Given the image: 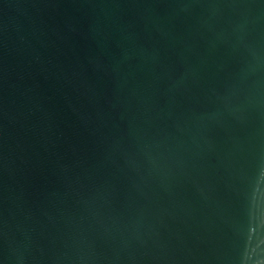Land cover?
Wrapping results in <instances>:
<instances>
[{"label": "water", "instance_id": "water-1", "mask_svg": "<svg viewBox=\"0 0 264 264\" xmlns=\"http://www.w3.org/2000/svg\"><path fill=\"white\" fill-rule=\"evenodd\" d=\"M0 264H264V0H0Z\"/></svg>", "mask_w": 264, "mask_h": 264}]
</instances>
